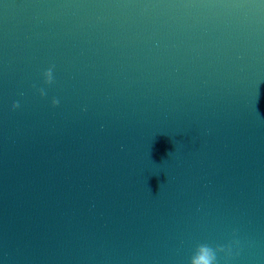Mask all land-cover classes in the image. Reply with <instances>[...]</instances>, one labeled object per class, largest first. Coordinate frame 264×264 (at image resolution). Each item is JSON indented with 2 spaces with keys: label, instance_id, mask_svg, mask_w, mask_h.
<instances>
[{
  "label": "water",
  "instance_id": "obj_1",
  "mask_svg": "<svg viewBox=\"0 0 264 264\" xmlns=\"http://www.w3.org/2000/svg\"><path fill=\"white\" fill-rule=\"evenodd\" d=\"M264 264V0H0V264Z\"/></svg>",
  "mask_w": 264,
  "mask_h": 264
},
{
  "label": "clouds",
  "instance_id": "obj_2",
  "mask_svg": "<svg viewBox=\"0 0 264 264\" xmlns=\"http://www.w3.org/2000/svg\"><path fill=\"white\" fill-rule=\"evenodd\" d=\"M202 261H203V264H213V257L209 250L205 249L203 251Z\"/></svg>",
  "mask_w": 264,
  "mask_h": 264
}]
</instances>
